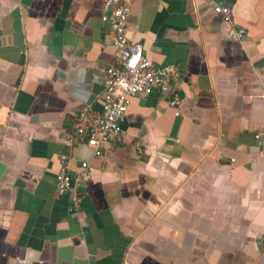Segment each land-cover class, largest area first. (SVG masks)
Segmentation results:
<instances>
[{
	"label": "crops",
	"instance_id": "1",
	"mask_svg": "<svg viewBox=\"0 0 264 264\" xmlns=\"http://www.w3.org/2000/svg\"><path fill=\"white\" fill-rule=\"evenodd\" d=\"M218 1L230 21L133 0L129 39L180 78L134 98L95 157L67 133L116 65L104 1L0 0V264H264V0Z\"/></svg>",
	"mask_w": 264,
	"mask_h": 264
},
{
	"label": "built area",
	"instance_id": "2",
	"mask_svg": "<svg viewBox=\"0 0 264 264\" xmlns=\"http://www.w3.org/2000/svg\"><path fill=\"white\" fill-rule=\"evenodd\" d=\"M103 1L110 15V27L104 44L116 50V65L106 71L101 109L87 107L67 133L69 143L86 141L94 150L95 157H101L105 150L124 143L122 123L134 98H146L155 90L171 87L180 78L176 67H158L145 56L142 44L129 39L128 21L133 0ZM210 1L214 11L223 14L230 21V10L218 0ZM235 36L242 39L244 32H238ZM180 103L181 96L175 93L170 105L178 108ZM257 139L260 140L261 137L258 136ZM90 180V164L85 162L77 174H72L64 166L55 186L60 193H76ZM74 202L75 207H79V199L76 198Z\"/></svg>",
	"mask_w": 264,
	"mask_h": 264
}]
</instances>
